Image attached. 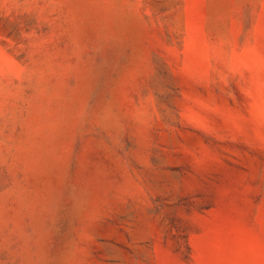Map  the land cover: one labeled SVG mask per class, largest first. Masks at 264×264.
Listing matches in <instances>:
<instances>
[{"label": "rangeland", "instance_id": "obj_1", "mask_svg": "<svg viewBox=\"0 0 264 264\" xmlns=\"http://www.w3.org/2000/svg\"><path fill=\"white\" fill-rule=\"evenodd\" d=\"M0 264H264V0H0Z\"/></svg>", "mask_w": 264, "mask_h": 264}]
</instances>
